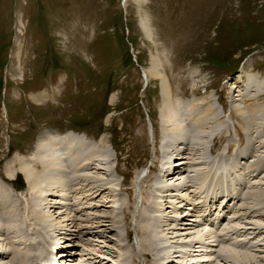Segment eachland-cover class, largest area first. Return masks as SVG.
<instances>
[{"label": "rangeland", "instance_id": "1", "mask_svg": "<svg viewBox=\"0 0 264 264\" xmlns=\"http://www.w3.org/2000/svg\"><path fill=\"white\" fill-rule=\"evenodd\" d=\"M141 19L149 24V33ZM240 74L244 85L238 82ZM40 89L48 91V98H38ZM170 99L184 109L180 122L187 127L184 138L179 135L183 131L164 126ZM185 119L196 125V137L189 135ZM54 129L86 133L110 157L117 156L123 174H98L102 182L113 185L88 202L82 194L84 185L78 189L69 185L59 197L44 193L65 202L62 213L76 221L50 224L45 217L44 241L37 239V220L26 210L12 212L6 207L13 218L0 212V264H14L15 251L31 249L43 257L56 242L59 252H67V264H99L105 257L110 264H131L133 253L134 264H152L153 257L143 254V238L137 231L146 194L154 204L149 214L156 221L160 264H203L202 259L209 257L205 264H264V245L238 251L230 243L215 242L208 246L213 250L208 256L202 249L213 234L181 224L191 220L168 223V216L181 215L186 205L172 196L176 191L163 192L159 187L175 188L171 184L176 183L178 189L189 174L181 175V180L159 178L158 187L152 188L145 181L154 176L148 168L173 142L175 154L181 140L195 142L193 148L186 143L181 147L187 154L185 168H193L196 178H204V168H214L218 154L229 151L230 169L245 182L240 212L248 209L246 218L240 215L241 220L230 225L240 224L241 229L264 225L260 215L264 213V0H0V178L6 177L9 162L24 155L30 160L35 138ZM213 133L218 135L212 141ZM162 135L171 141L160 143ZM239 137L246 158L238 157ZM212 142L209 153L215 154V161L206 164L203 156ZM171 152L161 169L176 158L170 157ZM259 161L262 166L253 174L249 165ZM16 174L10 185L28 187L25 176L18 170ZM10 185L6 187L16 194L14 201H22L25 209L29 199L31 207L30 195L23 196L24 189L16 192ZM49 189L45 184L44 191ZM179 190L194 200L199 197L198 188ZM127 232L130 248L126 245L122 252Z\"/></svg>", "mask_w": 264, "mask_h": 264}, {"label": "bare ground", "instance_id": "2", "mask_svg": "<svg viewBox=\"0 0 264 264\" xmlns=\"http://www.w3.org/2000/svg\"><path fill=\"white\" fill-rule=\"evenodd\" d=\"M142 25L144 27V30L147 33H149L150 32L149 24H147V22L143 20ZM155 74L156 73H154V75ZM242 77H243L242 74L238 76V80H239L238 82L241 85H244V83L246 82V79ZM163 81L165 82V80ZM166 83L169 86V81ZM167 88H168L167 92L171 96L172 91L171 89H169L170 86ZM45 90L46 89H42L40 92L36 93L38 98H41V99L48 98L49 96V94H47L48 91L46 92ZM243 99L245 101L255 100V98H252V97L251 98L244 97ZM168 110H169L168 116H166L167 118L163 119L164 126H167V125L171 126L173 132L183 131L182 133H179V135L182 136V138H184V136H186L187 127L186 126L182 127V125H180V122L182 119V113H184L183 111L184 109L181 108L180 104H177L176 102L171 100L169 101V104H168ZM202 126L205 127V124L203 123ZM166 136H165V139L170 140V138L169 137L167 138ZM215 138L216 137H214V139ZM165 139L162 141L164 142ZM36 143L37 144H35L34 146L35 149H33V152L30 153L32 157L30 158V160L25 159V157L27 158V156L24 155V159L22 157H19V159L16 160L17 162L13 160L9 162L8 167L6 166L7 167L6 177H9V178L14 177L17 170L22 173L21 175L25 176L26 178L25 180L28 181L29 186L26 188L27 190L23 192L21 195L23 196L24 195L27 196L28 194L30 195L32 199V202L30 203L31 207H28L29 199L27 201L28 204L26 205L25 209H23L22 207V206H25L24 204H21L22 201L21 203L19 199L14 201L15 195H11V193L7 190V187H6L8 184L0 178V212L6 216L4 218L11 220L13 217H10V216L12 215L13 211L17 212L18 210L19 212L20 211L23 212L26 210L28 215H30L33 219L37 220L34 226V230L37 233V239L44 241V239L47 238L46 233H45V226H44L46 225L44 222L45 217H47V220L49 221V223L50 221L54 223H56L57 221L61 223L70 222V221H71L70 223L76 222L75 217L71 218V216L62 213V209L65 205H59L61 202L55 200L56 198L53 200L52 198H48L46 196L52 197L54 196L53 194L58 193L57 195L56 194L55 195L59 197V195L62 194L61 191H66L69 189L68 187L69 184L74 186L72 187L73 189H78L77 187L79 185L81 187L84 185L83 190H82L83 191L82 194L84 195L83 198L87 202L88 200L92 201V199L100 195L104 189H109L113 185L112 182L110 181L102 182L104 178L98 174L112 175L113 171H111L110 169L111 157L109 155V151L101 148L98 142L94 140H90V139H85V135L83 133H76L73 131L59 133L56 130H45L40 133V135L37 138ZM166 143L168 144V142ZM174 143L175 142H173V144ZM183 143L184 144L186 143V146L189 148L191 147L190 145H192V148H193L194 147L193 143L195 142H192L190 140H187V142H184L181 140L177 145L178 148L176 150V153L179 152L178 154H175V150L172 151V147L174 146L173 144H170L171 147L169 146L168 151L166 152V154H164L165 160H168V157H167L168 152H171V151L172 152L170 154V157H173L175 155V157L177 158V159L176 158L172 159L174 161L170 162V165L168 166L167 169L162 168L160 170L161 174H163L162 178L163 177L166 178L167 181L169 179H173V177H179V175L182 174L181 170L188 164L187 161H185L186 159H184L187 157V156L184 157L186 154V151L182 150V148L184 149V147H181ZM224 154L223 155H221V153L218 154L219 158L216 160L217 164L215 165L214 168L210 166L211 174H213L215 183H217L219 186L224 183V180L226 177L227 163H226ZM214 161H215V158H212L211 163H214ZM258 165L259 163L254 164L253 166L256 169ZM175 166H179V167H175ZM201 173L204 175V177H206L205 170L202 171ZM18 175L19 174H16V176ZM179 178L181 179L182 176H180ZM82 183H85V184H82ZM45 184H48V187L50 188L49 190L44 191ZM171 185L178 187L176 183H172ZM66 187H68V189ZM87 187L88 189H86ZM171 188L173 187H169V184H166L165 186H162V189L160 190L161 191H168V190L172 191L173 189ZM179 188L176 190H179ZM44 193H46V196L43 195ZM128 193L130 194V192ZM17 201H19V204H17ZM6 207H9L10 211L12 212H9V213L5 212ZM12 208H15V209H12ZM53 208H54L53 212L50 213V211ZM88 208H91V206H89ZM152 209H154V204L152 201L149 200V196L146 194V197L144 199V208L140 212V217L142 218V220L139 223V226L137 228L138 230L137 229L136 230L138 231L140 235H142L141 237L143 238V243H142L143 250L142 251H143L144 256L147 258L153 257L151 263L159 264L158 263V251H159L158 247L159 246L157 247L156 245V241L158 240L157 238L158 235H156L155 229L153 228V222L155 221V218H152L151 215L149 214V212L152 211ZM46 211L48 214L46 213ZM127 218L125 217L126 222H127ZM96 219L98 218L96 217ZM13 220L18 221V215L16 216L14 214ZM73 227L74 225H72V228ZM18 230L23 231L25 229L23 227L18 226ZM62 231L63 230H61V233ZM54 246L55 248L58 247L57 242L54 244ZM52 249L54 250V248ZM15 253H16L15 259L13 260L14 264H34L37 256L39 257L38 255L39 252L38 251L36 252L35 250H31V249L25 250V252L15 251ZM64 254H66L67 256L66 251L60 252V257L62 256L64 257ZM123 257H126V255H123ZM129 257H131V254L129 255ZM107 258H105V260L101 262H104V264H110V261L107 260ZM132 260H134L132 261L133 264L137 261V258L134 253L132 254Z\"/></svg>", "mask_w": 264, "mask_h": 264}]
</instances>
